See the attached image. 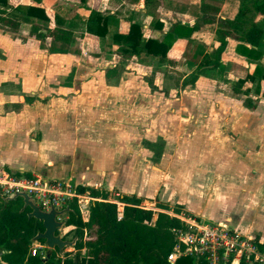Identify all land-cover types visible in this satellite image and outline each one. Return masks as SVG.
I'll return each mask as SVG.
<instances>
[{
    "label": "rangeland",
    "instance_id": "rangeland-1",
    "mask_svg": "<svg viewBox=\"0 0 264 264\" xmlns=\"http://www.w3.org/2000/svg\"><path fill=\"white\" fill-rule=\"evenodd\" d=\"M137 3L138 0H125L119 9L114 10V14L124 13L127 16L134 11L133 7ZM232 3L237 12L239 0H233ZM200 4L199 0H151L145 8L146 13L152 15L150 24L154 22L152 25L156 27L158 15H163L166 19L167 28L172 26L174 21L178 24L175 33L172 34L169 56L171 59H168L167 54L164 61L151 59L149 67L135 65L134 59L133 62L122 60V64L114 69L118 75L115 78L108 77L107 81L102 80L99 66L88 65L84 59L77 67L61 64L63 68L60 65L59 69H55L58 74L53 77L52 82L43 81L45 87L43 86L40 94H37L44 99V103L26 109L21 115L1 114L0 107V139H8L12 150L11 156L14 163L17 162V167L20 165L24 167L23 169L35 172H40L43 166H40V158L46 160L47 155L51 153L56 133L65 146L66 141L70 137L74 138L73 136L79 139L80 144L84 140L100 135L108 140V145H113L118 136H123V139L129 137L133 141L132 145L139 148L142 146L141 141L154 140L160 136L164 141H170L166 150L174 153L175 158L180 151L184 152L190 147L189 158L192 157L194 160L195 156L197 157L193 162L198 164V168L204 162L207 167L212 168L211 164L215 161L214 164L218 163V166L213 164V168L215 167L219 178L228 182L233 179L235 185L233 195L243 199L241 203L244 208L235 216L237 223L231 224L234 227L230 225L231 228L238 235L250 239H254L256 235L264 244V97L251 91L246 96L232 92L233 83L244 77L247 72L251 73L256 64L252 67L248 63L235 62L230 51L227 52L222 63L219 61L220 58L217 60V68L211 70L205 67L202 68L204 71L200 70L199 76L202 78L199 79L196 93L206 95L200 110L195 113L188 112L178 104V98L183 94L184 88L192 85L188 81L189 76L195 73V63L191 65L189 60L192 62L198 60L203 54H208L211 46L216 45L215 31L220 26L219 13L205 7L201 9ZM246 6L251 9L249 1L246 2ZM208 18L214 19L215 23L207 31L201 30L197 38H192L193 32L188 34L184 32L183 26L196 25L200 28L204 26L202 19ZM253 20L263 31L261 47L264 49V17L255 14ZM180 21H183V24ZM80 24L85 25V18ZM78 26L82 28L80 25L76 27L79 28ZM27 28V23L22 24L18 30L19 34L25 35ZM181 38H185L183 45L174 46V40L181 41ZM77 40L78 36L73 39L75 43L70 49L79 55L81 51L77 46ZM35 45L36 42L31 47L35 48ZM31 47H28V54L33 50ZM39 55L45 57L43 54ZM84 57L91 59L94 55L87 53ZM259 58L256 63L262 69L264 53ZM143 61L146 62L145 59ZM148 72L150 76L146 81L142 76ZM186 73L184 82H181L180 75ZM103 82L110 85L108 90ZM181 83H185V86ZM244 86H250V83L246 82ZM213 93L218 96L211 97ZM73 97L74 102L70 100ZM14 99H16L14 96L0 95V106ZM108 100L110 101L107 102ZM246 100L250 107L246 106L248 104ZM20 123H25V130L19 128ZM182 138L186 143L182 142ZM132 145L125 146L128 148ZM206 153L208 160L204 161L201 158ZM10 165L7 162L2 163L0 171H11L16 168ZM84 194L81 202L88 208L90 199L87 200V193ZM226 195L227 192L222 193V197ZM210 198L208 193V201ZM237 198L235 203L239 204L240 199ZM165 207L174 210L171 206ZM66 215H61L60 220L64 222ZM193 215L199 221L216 222L211 218ZM80 216L82 220L85 219L81 212ZM154 217L151 218L152 221ZM68 229L64 226L58 232L64 236ZM69 237L70 234L65 237L66 240H69ZM71 250V247H66L62 252Z\"/></svg>",
    "mask_w": 264,
    "mask_h": 264
},
{
    "label": "crops",
    "instance_id": "crops-1",
    "mask_svg": "<svg viewBox=\"0 0 264 264\" xmlns=\"http://www.w3.org/2000/svg\"><path fill=\"white\" fill-rule=\"evenodd\" d=\"M9 1L12 4L21 3L41 6L46 15L53 21L51 25H55L54 21L60 23L62 28L71 32L72 40L67 52L50 53L45 48V42L42 43L28 36L29 26L31 23H34L32 19L21 21L15 34L0 30V38L5 35L9 36L0 39V95L16 97V99L0 106L2 110L1 114L14 113L21 115L26 109L44 103V99L38 97L39 95L37 94H40V89L45 87L43 81L48 83L52 82L53 77L58 74L56 70L60 68L59 66L61 64L77 67L82 63V59H84L85 63H89L88 65L94 64V66H99L101 68L100 75L102 80L104 79L103 81H107L108 77L115 78L118 75L116 74L117 71L114 69L116 66L122 64V60L133 62L132 59H134L135 61L133 63L140 67H149L150 61L154 59L159 60L157 57L151 56L139 58L133 55H124V57L117 51V45L110 41L108 34L117 30H124L128 20L140 26L141 34L144 38L161 39L171 28V26L169 28L166 27V19H164L163 15H158L159 18L157 19L156 27L152 25L154 22L151 24L149 23L152 15L146 13L145 8L149 5L151 0H147L146 3L144 0H138L137 5L133 7L134 11L128 13L127 16L124 15V13L114 14V10L119 9V6H121L125 0H41L39 3L30 0ZM199 1H201L200 6L209 5L215 7L217 13H219L218 17L220 19H231L236 13L234 7H232L233 0ZM89 10L98 11L103 15H110L107 26L108 34L106 36L97 37L85 32V25L80 24V22H83L84 18L86 19ZM153 19L152 17V20ZM180 22L183 24V21ZM191 22L192 20L189 21V23ZM24 23L28 24V28L26 34L22 35L19 34L18 30H20L21 25ZM174 23H176V21L172 22V25ZM213 23H215L214 19H212L211 22H202L204 25L203 27L198 28L196 26V29L191 31L193 32L192 38L200 36L199 32L201 30L207 31L210 26H213ZM71 24L76 25L71 26ZM77 25L82 26V28L79 26V28H77ZM76 36H78L76 43L81 51L79 55H76L75 52L70 49L75 43L73 39H75ZM21 37H24V40H22ZM35 42L36 47L32 48L31 46H33ZM184 42L185 38H181V41L174 40V46L177 45L181 47ZM215 44H217V42H215ZM236 44L237 41L229 37L227 38L226 47L219 57L220 63L225 60V55L230 51L231 58L234 59L235 62L248 63L253 67L256 61L249 62L238 55L234 51ZM213 46L209 48V52ZM28 47L33 49L30 54H28ZM261 48L264 53L263 47ZM87 53L93 54L94 57L91 59H87L89 56L85 58L84 56L87 55ZM39 54H43L45 57L43 58ZM82 54H84V56H82ZM167 56L168 59L172 58L169 57L171 56L170 51ZM202 56L199 57L198 60H194V62L189 60V63L191 65L195 63L194 67L196 68ZM165 57L160 61H164ZM144 59L146 62L143 61ZM210 59L212 60V58ZM208 67L211 68V70L217 68V66L214 68L210 65L206 66V68ZM61 68H63V66ZM201 70L204 71V69ZM199 73L201 74L200 71H195V77L193 79L191 78L193 74L189 76L188 81L192 83V87H185L183 94L178 98L180 107L188 112L195 113L200 110V107L203 105L202 100H205L206 97L205 94L200 95L196 93L199 79L202 78L199 76ZM186 75L187 73L180 75L181 82H184L183 79ZM148 76H150L149 72L147 74L145 73V75L143 73L142 77L147 81L149 80ZM103 84L106 86V90L110 88L107 82H103ZM181 85L185 86V83H181ZM130 90H132V88H130ZM130 95H132V93H130ZM168 95L170 94L168 93ZM214 95L216 96L217 94L213 93V95L210 96L213 97ZM25 97H31L32 101L30 103H25ZM70 100L74 102V97ZM102 100L103 99H99V101ZM109 101L110 100L107 102ZM17 105L20 106L17 107ZM19 126V128L25 130V123H20ZM73 137L74 138L70 137L68 141H66L67 146H65L63 142L58 139L56 133L51 153L47 155L46 160L40 158V166L43 165L40 172L23 169L24 167L20 165L17 167V162L14 163L11 156L12 150L8 139L2 138L0 139V165L7 162L11 164V167H16L11 171L6 170L9 173L19 172L20 174L28 173L30 175H38L45 178H60L70 180L76 186L89 187L90 185L93 187L89 188L106 193L107 197L113 193L118 194L119 197L122 195L133 196L140 200L139 205L144 208H151L157 203L165 204L171 206L174 210L177 209V212L180 213L195 214L200 216L199 218L205 219L211 218L213 221H216L213 223L223 222L229 226L237 223L235 216L244 208V205L241 203L243 199L234 197L235 195H233L235 187L233 179L230 182L220 179L219 174L214 169L215 167L213 168L215 161L211 164L212 168L207 167L205 162L204 164H200V168H198V164L193 162L195 159L197 160V157L195 156L194 160H192V157L189 158L188 149L190 147H187L184 152L180 151L175 158L174 153L166 150L170 141H164L160 136H157L154 140L145 139L141 141L142 146L139 148L136 145H132L133 141L129 137H125L124 139L123 136L116 137L114 142L115 145H108V140L103 139L100 135L96 137L97 139L90 138L89 140H84V142L80 144V141H78L79 139L75 136ZM156 140H160L162 143L159 156H156L153 150H149L144 146V143H153ZM182 142L186 143L184 138H182ZM126 144L132 146L126 148ZM143 150L145 152H143ZM201 159L204 161L208 160L207 153L205 155L203 154ZM214 165L218 166V163ZM166 170L168 172H166ZM97 186L102 187L97 188ZM101 189H104V191ZM223 192H227L228 195L222 197ZM208 193H210L211 197L209 201ZM82 194L85 196L84 192H82ZM86 198L87 200L90 199L88 194ZM235 198L240 199L239 204L235 203ZM87 200L85 201L87 202ZM236 206L238 208H236ZM87 209L88 208L85 207L84 211H81L82 216L85 215L84 220H86ZM168 210L171 209H167L166 211ZM157 211L165 210L158 208L155 212ZM154 216H156V213L154 214L153 212L151 218ZM255 238L261 243L258 236L255 235Z\"/></svg>",
    "mask_w": 264,
    "mask_h": 264
},
{
    "label": "trees",
    "instance_id": "trees-1",
    "mask_svg": "<svg viewBox=\"0 0 264 264\" xmlns=\"http://www.w3.org/2000/svg\"><path fill=\"white\" fill-rule=\"evenodd\" d=\"M39 3L41 0H30ZM251 3V9L246 2ZM146 3L147 0H144ZM217 11L215 7L201 5ZM258 14L264 17V0H239L237 12L231 19H219L220 26L216 29V46L199 60L195 71L198 72L206 66H217V60L226 47L227 38L237 41L234 51L247 61H257L262 55L261 38L263 31L253 20ZM110 15H103L98 11L89 10L85 19V32L104 37L108 34L107 26ZM32 19L28 29L31 36L42 43L50 53H65L71 43V32L60 26V23L46 15L41 6L33 4H12L9 0H0V30L12 34L17 32L21 21ZM204 23L211 22L212 18L202 19ZM174 23L161 39L144 38L140 26L128 20L124 30H117L108 34L110 41L117 45V51L122 55L144 57H157L162 60L170 51L172 34L175 33ZM184 27L186 34L196 29ZM24 40V37H21ZM42 45V44H40ZM212 58V60L210 59ZM195 75H191L193 79ZM250 86H244V83ZM234 93L246 96L250 91L255 95L264 97V67L254 66L251 73L237 79L232 85ZM31 97H25L24 102L30 103ZM246 106L250 107L249 102ZM20 105H17V107ZM146 148L153 150L159 156L162 143L156 140L153 143H144ZM155 149V150H154ZM156 160V159H155ZM154 160V161H155ZM19 175V172L12 173ZM29 176L30 174L25 173ZM76 191L85 192L90 201L86 220H82L75 199L68 202L64 226L69 227L63 238L70 234L69 240L75 238L71 251H64L60 255L56 249L50 256L42 260L39 254L30 255L28 248L30 238L36 232L42 231L41 223L27 217V208L20 210L22 201L19 197L9 200L0 198V264H169L166 261L173 249V236L171 227L178 226V220L166 213L156 212V209L167 210L165 205L156 204L153 208H144L139 205L140 200L133 196L122 195V213L116 218L115 204L107 200L106 193L96 189L77 185ZM99 198V199H97ZM175 211V210H174ZM177 212V209L176 211ZM257 248L264 250V245L255 238ZM37 242L43 243L42 240ZM173 264H203L189 256H179ZM241 264H245L241 262ZM254 264V263H252Z\"/></svg>",
    "mask_w": 264,
    "mask_h": 264
},
{
    "label": "built area",
    "instance_id": "built-area-1",
    "mask_svg": "<svg viewBox=\"0 0 264 264\" xmlns=\"http://www.w3.org/2000/svg\"><path fill=\"white\" fill-rule=\"evenodd\" d=\"M75 187L70 180L0 171V198L22 191L43 211L62 209L72 199H75L79 212L84 210L85 204L81 202L84 195L76 191ZM107 200L115 204L116 218L119 219L123 206L119 195L113 193ZM162 212L175 217L179 223L170 228L174 243L166 258L169 264H173L179 256H189L201 260L203 264H264V250L257 248L256 241L238 235L226 223H206L194 215L174 210ZM44 251V244L37 241L28 248L30 255L39 254L43 257Z\"/></svg>",
    "mask_w": 264,
    "mask_h": 264
},
{
    "label": "water",
    "instance_id": "water-1",
    "mask_svg": "<svg viewBox=\"0 0 264 264\" xmlns=\"http://www.w3.org/2000/svg\"><path fill=\"white\" fill-rule=\"evenodd\" d=\"M16 197H19L22 201L20 210L27 208L28 211L26 212V216L29 218L32 217L41 223L42 231L36 232V234L30 238V243H34L37 240L43 241L45 251L42 260L47 259L53 249H56L57 253L60 255L63 249L71 247L74 244L75 238L66 240L58 232L64 227V222L60 220V217L62 214L67 213L66 208L59 210L50 208L47 211L40 210L39 207L32 202L30 197L22 191L16 192L10 197H4L2 200L6 201Z\"/></svg>",
    "mask_w": 264,
    "mask_h": 264
}]
</instances>
